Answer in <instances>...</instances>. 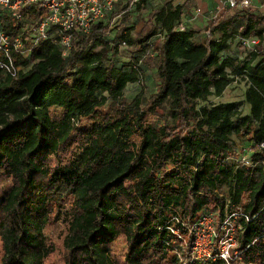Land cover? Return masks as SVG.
<instances>
[{"label":"trees","instance_id":"trees-1","mask_svg":"<svg viewBox=\"0 0 264 264\" xmlns=\"http://www.w3.org/2000/svg\"><path fill=\"white\" fill-rule=\"evenodd\" d=\"M184 6L166 1L144 22L148 29L133 36L128 27L116 44L106 37L109 22L99 21L75 36L65 56L51 40L26 56L10 47L22 69L14 76L0 70V182H7L0 188V264L48 263L54 248L45 228L67 199L65 264H264L262 10L236 8L244 11L236 22L224 9L199 40L181 28ZM28 11L35 22L39 11ZM2 27L14 37L20 22L4 16ZM252 35L260 42L246 61L229 55L236 37ZM22 38L29 41L27 33ZM121 42L137 55L119 63L109 52ZM153 52L155 89L122 100L126 86L144 82V58ZM238 77L249 111L236 124L238 103L207 100ZM52 108L62 114L53 117ZM249 132L257 165L236 167L225 160L233 135ZM220 185L227 194H218ZM211 203L249 218L240 219L238 255L228 263L192 258L189 226ZM119 237L125 250L114 255Z\"/></svg>","mask_w":264,"mask_h":264},{"label":"built area","instance_id":"built-area-1","mask_svg":"<svg viewBox=\"0 0 264 264\" xmlns=\"http://www.w3.org/2000/svg\"><path fill=\"white\" fill-rule=\"evenodd\" d=\"M119 1L0 0V55L8 60L0 59L1 73H10L14 76L19 69H22L21 66L12 64L10 47L26 56L31 48L39 42L51 40L61 48L63 56L67 55L75 36L88 33L94 24L105 20L113 13ZM253 6H256V10H264V0H221L218 10L247 9ZM31 7L39 11L35 22L29 16L28 9ZM4 16L20 22L19 31L14 37H9L3 31ZM216 16L215 12L208 19H215ZM262 16L264 17V11ZM22 33L28 34L29 41L27 43H23ZM262 36L264 38V31ZM259 42L260 38L255 35L240 38V43L245 49L255 50ZM123 46H126L125 42L119 44V47ZM258 52L261 53L262 49L260 48ZM251 153L252 148L248 153L240 156V159L234 163L235 166L255 167L257 163L251 160ZM229 157L231 156L227 154L225 160L228 161ZM221 215L222 217L216 221L211 213H202L191 223L189 227L192 236L190 249L194 260L205 261L220 258L228 263L232 254L238 255L235 246L238 234L242 230L240 219L244 217L249 220V218L240 211L229 209L227 205ZM172 232L178 237L180 236L177 230H172Z\"/></svg>","mask_w":264,"mask_h":264},{"label":"rangeland","instance_id":"rangeland-1","mask_svg":"<svg viewBox=\"0 0 264 264\" xmlns=\"http://www.w3.org/2000/svg\"><path fill=\"white\" fill-rule=\"evenodd\" d=\"M124 8H127V5L123 6ZM122 7V8H123ZM119 6H116L114 12L107 16L104 22H109V28L110 31L106 34V37L110 38L112 40L113 44H116L118 42V35L124 32V30L128 27L132 28V35H137L142 29H148V25L139 23L133 14L134 13H127L125 11L120 16H116V10L118 11ZM255 9V8H254ZM225 16H233L237 19L236 22H238L239 17L241 14H243L244 11H239L236 8L232 9H226ZM249 11H253L249 9ZM254 12V11H253ZM263 13V10H262ZM237 15V16H235ZM144 22H148L147 20H143ZM181 28H191L195 31V36L197 39L201 40L204 37L205 33V27L203 24L196 22V24L192 23L191 20L183 21L181 23ZM262 49L261 54H264V41L260 47ZM97 49H104V46H98ZM250 49H245L242 44L240 43V40L238 37H236L233 40L232 43V49L229 53V55L236 57L239 61L244 62L250 57ZM110 57L119 63L121 62H127L132 57L137 55V48L136 47H129V46H123L117 48V53L115 55H112V51L109 52ZM259 58V57H258ZM258 58L254 60V63L258 61ZM158 59L155 56V52L148 54L144 58V75L145 79L143 83H134L129 84L126 86L122 100L129 101L136 93L141 92L144 97H146L150 92H152L156 87L157 77H156V65H157ZM246 88V82L242 77H238L230 83L223 91L222 95L215 96L210 95L208 97L207 102L208 103H225V102H236L238 103V109H239V115L234 117L235 123H240L241 118L244 115L248 114V105L244 100V92ZM62 112L58 108H52L51 109V115L53 117H57L61 115ZM84 123L87 121H83ZM251 136V133H244L240 135H233V138L235 140V145L233 147V150L229 153L231 157H229L230 163H235L240 159V156L244 153H248L249 150H251V145L249 138ZM76 143L70 146H63L59 155L60 158L65 157V155L68 154L70 151H74L76 147ZM235 165V164H234ZM4 183H7L6 181L0 182V188L3 186ZM228 187L226 185H220L217 188L218 194H227ZM69 207H70V200L67 199L64 202L63 207L58 208L54 214V221L52 223L48 224V226L45 228V235L47 239L52 243L54 248V253L52 257L50 258L49 262L46 264H65V260L67 257L66 250L63 246V239L67 233V220L69 217ZM207 212L211 213L215 220L218 221L222 215L221 212L218 211V208H216L214 203H211L210 206L207 208ZM191 225V224H190ZM216 225V224H215ZM190 227V226H189ZM179 234V233H178ZM180 235V234H179ZM177 236V235H176ZM178 237V236H177ZM179 236L178 238H180ZM125 250V242L123 237L117 238L113 244L111 245V251L112 254H119L123 253Z\"/></svg>","mask_w":264,"mask_h":264},{"label":"crops","instance_id":"crops-1","mask_svg":"<svg viewBox=\"0 0 264 264\" xmlns=\"http://www.w3.org/2000/svg\"><path fill=\"white\" fill-rule=\"evenodd\" d=\"M166 1H171L173 4L185 5L181 15L182 22L191 20L192 23L196 24V22H199L203 24L204 27H206L210 21L208 19L210 15L215 12L218 15L223 11L218 10L221 0H120L116 5L119 6L118 11L116 10V16H120L127 11V13H134L133 16L136 19H139L138 24H144L143 20H147L151 13L161 7ZM124 5H127V8H124ZM250 9L254 12L258 11L256 10V6H253Z\"/></svg>","mask_w":264,"mask_h":264}]
</instances>
